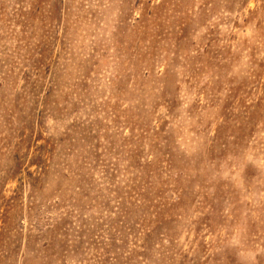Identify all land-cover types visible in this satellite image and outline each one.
Listing matches in <instances>:
<instances>
[{
	"label": "rangeland",
	"instance_id": "1",
	"mask_svg": "<svg viewBox=\"0 0 264 264\" xmlns=\"http://www.w3.org/2000/svg\"><path fill=\"white\" fill-rule=\"evenodd\" d=\"M0 264H264V0H0Z\"/></svg>",
	"mask_w": 264,
	"mask_h": 264
}]
</instances>
